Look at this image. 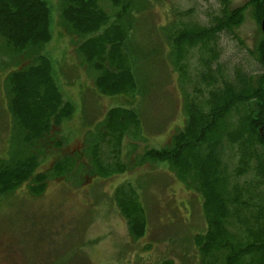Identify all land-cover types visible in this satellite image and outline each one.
Instances as JSON below:
<instances>
[{
	"label": "rangeland",
	"instance_id": "374dc122",
	"mask_svg": "<svg viewBox=\"0 0 264 264\" xmlns=\"http://www.w3.org/2000/svg\"><path fill=\"white\" fill-rule=\"evenodd\" d=\"M46 1L52 39L44 54L64 100L76 110L58 129L56 139L63 146L47 152L36 171L48 176L45 192L34 194L35 183L29 181L11 194L0 195V264H161L167 260L202 264L195 245V236L208 228L201 194L180 183L166 163L141 159L150 149L168 147L184 130L190 105L205 110L209 91L232 80L235 71L260 73L256 49L263 34L251 8L233 34L220 36L212 72L201 62L209 56L201 44L184 46L178 63L173 53L174 38L180 33L209 26L211 17L225 6L241 8L250 0H128L132 9L122 22L131 25L127 52L137 80L132 96H106L97 89L96 72L78 50L83 41L63 20L64 0ZM99 6L112 22L118 21L119 10L109 0H101ZM20 66L0 54V161L11 159L20 145L6 82ZM207 73L215 78L213 82L203 79ZM117 107L137 112L141 136L125 135L121 145L107 138L95 149L98 136L94 137L104 130L109 111ZM224 160L231 186L249 185L254 189L253 202H259L258 194L264 191V186H257L261 179L252 171L235 175L238 161L229 151ZM62 164L65 172L58 176L56 168ZM116 164L125 165V173L99 175V167L112 170ZM127 185L137 191L145 210L147 228L141 239L130 234L115 200L117 189ZM248 197L245 194L243 199L250 202Z\"/></svg>",
	"mask_w": 264,
	"mask_h": 264
},
{
	"label": "trees",
	"instance_id": "16d2710c",
	"mask_svg": "<svg viewBox=\"0 0 264 264\" xmlns=\"http://www.w3.org/2000/svg\"><path fill=\"white\" fill-rule=\"evenodd\" d=\"M101 0H64L62 17L71 32L82 39L79 53L96 72L95 86L106 96L134 95L136 73L127 52L131 25L122 22L132 2L109 0L118 9L117 22L99 6ZM251 8L254 19L264 22V0H250L246 6L229 9L212 16L209 26L196 27L174 38L173 53L177 63L184 46L200 49L209 56L201 60L212 72L219 58L218 42L222 34H233ZM51 10L46 0H0V54L13 59L21 68L7 78L9 110L14 120L19 148L11 159L0 161V195H8L29 181L31 191L41 195L47 188L48 176L36 174L47 152L62 147L58 129L72 119L75 106L65 101L55 78L52 64L44 54L51 41ZM260 73L235 71L232 80L209 91L208 107L191 104L188 121L170 145L150 149L141 162L166 163L178 181L201 194L208 228L195 236L202 264H264V191L253 202V188L237 183L231 186L225 153L237 159L235 175L254 173L257 186H264V35L258 45ZM215 79L209 73L203 79ZM216 83V82H214ZM211 84H208L210 87ZM95 142L112 138L121 145L125 135L141 136V121L135 110L113 108L102 124ZM96 154V153H95ZM67 159L65 160V163ZM57 166L56 175L65 172ZM99 167L107 178L122 174L126 166ZM248 194V200L243 197ZM116 203L127 221L130 234L141 239L146 234L145 210L131 185L115 193ZM233 207V208H232ZM232 229V230H231ZM161 264H175L167 260Z\"/></svg>",
	"mask_w": 264,
	"mask_h": 264
},
{
	"label": "water",
	"instance_id": "95a60500",
	"mask_svg": "<svg viewBox=\"0 0 264 264\" xmlns=\"http://www.w3.org/2000/svg\"><path fill=\"white\" fill-rule=\"evenodd\" d=\"M262 30H263V32H264V22L262 23Z\"/></svg>",
	"mask_w": 264,
	"mask_h": 264
}]
</instances>
